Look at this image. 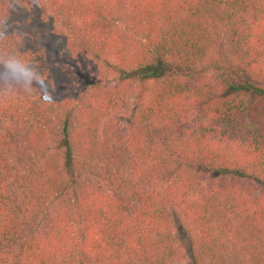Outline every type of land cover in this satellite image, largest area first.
I'll return each instance as SVG.
<instances>
[{"label": "trees", "instance_id": "trees-1", "mask_svg": "<svg viewBox=\"0 0 264 264\" xmlns=\"http://www.w3.org/2000/svg\"><path fill=\"white\" fill-rule=\"evenodd\" d=\"M0 264H264V0H0Z\"/></svg>", "mask_w": 264, "mask_h": 264}]
</instances>
